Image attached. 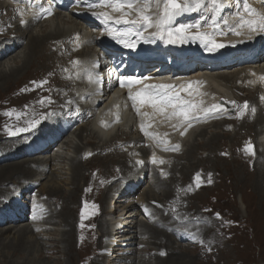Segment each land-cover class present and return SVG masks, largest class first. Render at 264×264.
I'll use <instances>...</instances> for the list:
<instances>
[{"label":"bare ground","instance_id":"1","mask_svg":"<svg viewBox=\"0 0 264 264\" xmlns=\"http://www.w3.org/2000/svg\"><path fill=\"white\" fill-rule=\"evenodd\" d=\"M8 4L6 0H0V10L8 9ZM9 16L12 19L11 21H13V26L9 30V35H12V37L14 36V38H10V42L15 43L20 39L21 44H17L14 51L0 60V86L5 87L6 85H10V83L12 84V82H18L20 76L25 73L24 71H27L28 68L32 67L37 62H42L43 67L41 69L42 71L38 72L40 75L34 76V78H28L22 85L12 91V104L10 103V97H5L0 100L1 102L9 103L7 109L0 111V150L3 149L6 143L3 142L1 138L11 135L10 130L17 132L18 129L26 128L31 125L32 122L40 121L44 116H50V114L52 115V113L58 112L59 110H54L53 107L49 106V102H56L58 104L57 109H61L63 103L66 104L67 99V96L62 93V89L73 93L76 97V101L81 105H83L84 100L88 98V106L94 111L97 110L102 112L105 108L111 107L108 112L103 114L101 122L111 119L114 113L120 114L124 122L119 124L114 123L108 131H103L99 126L90 121L63 138L57 150L54 151V153L51 152L53 153L52 155L51 153L46 155L39 154L33 159H21L18 162L8 160L0 164V210L4 208L3 210L7 211L11 208L7 202L8 198L13 194L15 198L11 200L12 204L21 202L28 205L34 201L37 212L40 210L43 211L45 205L47 206V217H44L42 220L34 223L25 222V224L21 226H18L20 224H7L0 228V255L3 257V262L0 264H58L55 263L56 261H53V255H49L52 250L66 257V260H71L70 244L75 234L72 228V222L75 223V221L73 220L74 218H71L72 216L70 217L68 206L71 203L66 202L67 204L65 206L64 204L61 206L59 203L65 201L59 198L58 195L64 193V199L66 201L67 199L68 201L69 199L72 201L77 195L79 197V202L80 200H97L95 194L91 197L92 188L97 181L100 183L101 179L107 180L110 178V181L107 182L109 184L107 185V191H104L101 194L102 196L100 195V200L104 205L101 210L105 212V214L103 215V212L101 214L103 220L100 223V229L98 231H102L100 237L104 244L102 247H105L106 252L99 255V257L102 256V258H105L103 262L100 260L98 262L99 264H167L168 262L165 261L172 257L177 260V262L175 261L173 264L197 263L196 257L198 256L197 254L195 256L192 251L196 243L209 238L211 242H222L223 238L228 234L227 231L229 229L231 230L237 223L231 224L219 219L223 222V229L219 233L214 232V235H210L213 232L207 231L209 227L208 229L201 228L199 230V227L205 224L198 222L191 225L188 221L193 219L190 215L193 214L192 211L194 212L193 215H197L194 209L195 205L193 206L192 204L194 199L204 196V194L211 189L209 184L214 180H209V175L207 176V174L213 170V168L210 167L206 170V177L204 176V172L201 171L203 176L199 184L196 182L194 188L192 185L190 186L187 184L191 181L188 179L189 177H193V172L202 168V163L210 159L205 155L203 157L206 158L199 156V160H197L198 157L195 155L199 149H203L204 151L210 150L209 153L218 151V156H221L224 153V147H222V150L220 149L222 146L220 143L221 139H228L226 144H223L230 146V150H232L233 147L240 146V140H243L245 136L239 132L242 129H246V127L249 129L247 133H250L249 135L251 137V131H255L256 133L255 139L258 143V157L254 165L256 173L246 174L244 172L245 175L240 176V178L246 180V182L248 181V184L252 186L255 196L256 194L258 195L259 204L264 212V106H262L261 103L258 108V116L254 121L250 119V122L247 123L249 118H251L249 114L245 121L242 120L235 125L232 124L235 129V134L228 132L230 131L229 126L231 123L235 122H232V119H217L219 118V110L210 112L207 116L201 113L200 118L192 121V127L188 128L187 131L189 132H186L184 135L180 134V132L183 131L182 128L180 130H174L171 127V125L178 122L177 118L166 121L163 115L155 113V111L152 110L153 120H150L149 124L154 123L155 118L158 117L157 121L160 129L165 133L174 135L177 141L183 142L184 151H181L182 153L180 152L179 155H172V157L176 158V163H172L167 168L168 171L165 170L166 173H172V175H169V178L167 175V179L158 176L157 172L153 169L151 173L154 180L148 181L147 178L142 180L143 175L145 176L146 174V169L138 171L136 166L131 164L134 160L133 158L115 153L92 155V158H89L88 156L84 157L81 153H86L88 150L101 153L106 148L111 147L115 139L125 138L134 140L137 143L136 148L140 152H144V154L148 152L146 143L148 144L147 146H152L151 141L146 138L144 139L140 134L137 125L138 115L129 107L125 109V106H127L126 103L115 101L113 97L103 100L102 94L98 96L96 87H90L88 89L85 85V81H80L75 86H72L71 81L65 77V72L62 71L60 65L63 50L60 45L55 44V41L60 39L65 41L68 35L74 30H84L86 31V35L89 36L91 28L84 27L79 20L69 17L64 12H58L53 17H43L42 14H35L25 24H21L20 19H17L12 13H9ZM3 18H5V16H3ZM210 25L211 22L206 24L207 32L213 31ZM220 30L227 34H219ZM220 30H217L215 38L219 42L224 43L225 47H229L230 44L237 42L238 36L232 31H226L221 25ZM23 43L26 45L23 46ZM65 44L68 45L66 42ZM91 44L92 42L90 40L86 43L87 46ZM22 46L24 48L20 50V52H17ZM88 52L89 48L84 49L81 54L86 55ZM76 56L77 55H70L69 60H72V58ZM76 59L77 58H75L74 61ZM255 69L264 72V61L255 65ZM33 74H36V72ZM241 74L242 71H238L237 69L220 72H210L206 69L198 70L193 76L195 78H201L198 80L201 82L199 84L201 94L196 95L197 93H192L190 97L188 93L183 92L184 95L181 96L185 99L202 100V107L209 108L211 106L205 105L207 102L217 101L220 93H230L233 88L236 87L235 85L238 80L246 79V77L240 76ZM254 76L255 74L249 75L246 80L248 82L252 81ZM42 80H47L48 83L44 84L42 87H37L36 84L33 83L34 81L40 82ZM252 85H254V83ZM255 85H260V83L255 81ZM57 87L58 89L56 90ZM176 90H179V87H177ZM74 91H77V94H75ZM246 93L247 97L258 104L253 91L247 90ZM254 107L256 106L254 105ZM22 115L30 117L29 120L23 122L21 120ZM210 115H212L211 118ZM219 115L221 114L219 113ZM203 120L206 121L202 122ZM257 122L258 124L261 123V125L259 128L255 129L253 125L257 124ZM216 127H220L221 130H212V128L215 129ZM209 129H211L212 132H210L211 130L208 131ZM149 131H151V129H149ZM200 136L202 137L201 140ZM91 142L94 143V148L92 146H87V144L89 145ZM19 143L23 144L24 142ZM10 145L16 146L17 142H12ZM259 148L263 149L262 152H260L261 150ZM123 156L125 158H123ZM242 156L245 158L250 157L244 154ZM217 158L220 160L219 157ZM182 159L188 160L189 168H187V162L182 165ZM93 161H97L99 165L102 163L101 166L107 168L103 170L99 167H95L93 171H91L89 166L86 169L87 171L90 170L88 178H86L83 167L85 165L88 166V164L95 165ZM196 163H199V165H196ZM112 166H120L121 172H112ZM193 168L194 170H192ZM112 178L114 179L112 180ZM147 181L149 182V187L146 189V192H142L140 196L136 198L140 188ZM189 188L193 190H189ZM27 193L33 194L34 196L31 195L30 198ZM20 194L22 196L24 194L25 197L19 199ZM40 194L43 197H41ZM209 197H211V195ZM111 198L113 200L112 203L109 201ZM241 200L243 204L246 206L248 205L242 195ZM56 205L57 207L55 208ZM80 206L81 204L79 203L76 207L77 212ZM188 206L190 208H188ZM15 207L17 209L18 206ZM140 207L144 210L148 208L145 216L146 218L140 217L143 216ZM247 210L249 209L246 207V211ZM211 211H213V209ZM213 213L215 216L217 213L221 216L219 210H214ZM237 214L238 213L235 215ZM208 215L209 214L204 215L203 217L197 215L198 220H205L204 218ZM5 217L6 215L2 216V218ZM139 217L141 218L140 220L138 219ZM237 217L239 216L237 215ZM232 218L233 217H231V219ZM78 220H81V217H79ZM163 221L165 225L160 226L159 223ZM56 226H63L64 229L60 230L56 228ZM83 226L86 228L85 221ZM176 229H178L179 232L176 231ZM183 236L185 241L181 240ZM201 248L204 249L202 244ZM45 254H48V256H45ZM54 254L56 253L54 252ZM59 260L61 259L59 258ZM59 264H62V262ZM64 264H68V262L64 261Z\"/></svg>","mask_w":264,"mask_h":264},{"label":"rangeland","instance_id":"2","mask_svg":"<svg viewBox=\"0 0 264 264\" xmlns=\"http://www.w3.org/2000/svg\"><path fill=\"white\" fill-rule=\"evenodd\" d=\"M25 45L26 44L23 43V46H25ZM23 46L17 52H20V50H22L24 48ZM15 54H17V53H15ZM37 63H35V65H33L32 67L28 68L27 71L25 70L24 71L25 73H23L20 76L18 82L17 81L12 82V84L10 83V85H6L7 87L6 86L5 87L0 86V100L5 98V97H10V101H11L12 97H13L12 91L15 88H18L20 85H22L28 78H30V77L34 78V76L36 77V76L40 75V74H38V72L42 71L41 69H42L43 65H42V62H39L38 64ZM233 70L231 69L228 71H233ZM35 72H36V74H33ZM8 86H10V87H8ZM10 103L12 104V101ZM8 107H9V103L5 104L4 102L0 101V111H3L5 109H7ZM29 118L30 117H28V116H23V115L21 116V120L23 122H27L29 120ZM217 119H220V118H217ZM250 119L252 120V118H249L247 123L250 122ZM220 120H223V119H220ZM234 121H236V120H234ZM85 124H87V123H85ZM235 124H237V123L236 122L233 123V125H235ZM252 124H254V123H252ZM257 124H258V122H257ZM257 124L253 125V127L255 129L259 128L261 125V123H259L258 125ZM232 126L230 128V129H232V131L230 130L228 132L235 134V131H234L235 129H234V127L232 128ZM210 130L211 129H209L208 131H210ZM212 130L220 131L221 128L216 127L215 129L212 128ZM212 130L210 132H212ZM247 130H249L248 127H246V129H242L241 131L239 130L240 131L239 133L243 134L245 137L243 138V140H240V146L233 147L232 150H230L231 149L230 146L225 145L226 142L228 141V139H221L220 143L222 144V146L220 147V149L222 150V147H224L223 148L224 153L221 156H218V153H219L218 151H217L218 153L217 152L209 153L210 150L204 151L203 149H199L197 154L195 155L198 157L197 160H199V156L203 157L205 155L207 157H209L210 159H209V161L203 162L202 163V169H199V170L197 169L196 171L193 172L192 175L196 178L197 174H199L201 176L200 171H203L204 176L206 177V174H207L206 170H208L211 167V168H213V170L210 171L209 174H207V176L209 175V180L214 179L215 181L213 180L209 184V187L211 189L208 190V192L205 193L204 196L198 197L195 199L193 198L194 202L192 203L193 206L195 205L194 206L195 213L197 212L196 214L198 216L203 217L204 215H207V214H209V215L206 218H204L205 220H202V221H199V220L197 221L196 219H191L188 221L191 223V225L198 223V222L205 224V225H201L199 227V230L201 228L208 229V227H209V229L207 231L213 232L210 235H214V232L219 233L223 229L222 223L225 221L229 222L231 224L237 223L233 228H231V230L229 229L227 231L228 234H226V236L223 238L222 242H211L210 241L211 239L209 238V239H205L203 241L204 243H201V242L196 243L195 248L194 247H193L194 249L192 248L194 255L196 256V254H197V256H198V257H196L197 263H195V264H264V212L261 209V205L259 204L258 195L256 194V196H255V192L253 191L252 186L250 184H248V181L246 182V180H242L240 178V176H244L245 173L246 174H248V173L255 174L256 173L255 172L256 168L254 166L255 160L257 159L256 155H257V150H258L257 149L258 143L255 142V134L256 133H255V131H251V135H252V137H251L249 135L250 133H247ZM28 131H29V129L27 131H24L22 134H28L29 133ZM70 134H68V135H70ZM68 135H66L65 137H67ZM85 135H86V132H85ZM207 135H209V134H207ZM201 138L202 137L200 136V140H201ZM5 139L6 138H4V137L1 138L2 141H4ZM13 139H14V137L9 138V140H13ZM198 139H199V137H198ZM223 143H225V144H223ZM249 143H251V145H253L255 147V148H253L252 151H249L247 149V145ZM93 144L94 143L91 142V143H89V145L87 144V146H92L94 148ZM255 150H256V153H254ZM53 153H51V155ZM81 153L83 154V156H85V152H81ZM243 154L245 156H250V157L245 158L242 156ZM90 155H91L90 158H92V155L95 156V155H105V154L91 151ZM217 157H219L220 160ZM113 158H115V157H113ZM123 158H125V157L123 156ZM203 158H206V157H203ZM174 159H176V158H174ZM20 160L21 159L13 160V162H18ZM182 162H183L182 165H184V163L187 162L186 163V165L188 164L187 168L190 167L187 159H185V160L182 159ZM196 162H198V161H196ZM93 163L95 165H89L88 164V166L85 165L83 167V172L85 173L86 178H88L89 171L90 170L93 171V168H95V167H99L103 170H105L107 168V167L101 166L102 163H101V165L97 164V161H93ZM193 165H195V164H193ZM196 165H199V163H196ZM89 166L91 169L87 171L86 169ZM249 167H251V168H249ZM192 170H194V168ZM111 171L118 173L120 171V166H112ZM171 175H172V173H171ZM211 175H213V176H211ZM175 177H176V175H175ZM110 179H107V180L101 179L100 183H98V181H97V183H95L94 187L92 188L91 197H92V195L95 194L97 196V200H93V201H91V200L90 201H85V200L81 201L80 200V202H79V197L77 195V197L75 199H72V201H70L71 199H69V201L67 199V201H66L64 199V193L58 195L59 198H62L63 201H65L63 203H59L61 206H63V204L65 206L67 203L72 204V205L69 204L68 207H69V211H70V217L72 216L71 218H74L73 220L75 221V223L72 222V228H73V231L75 234H74L73 238L71 239V244H70V250H71L70 254L72 255V257L71 256L70 257H71L72 261L66 260V257L61 256V254H58L55 250H52V251H50L49 255H53L52 258H54L53 261H56L55 263L59 264L62 262V264H64V261L65 262L67 261L68 264H79V263L80 264H99L98 262L100 260L102 262L105 260V258H102V256L99 257L100 254H103L105 252V247H102L104 244L102 242V238L100 237L102 235V231H98L100 229V223L103 220V216L101 215L103 211L101 209L104 206L102 201L100 200V197L102 196L101 194L104 191H107V189H108L107 185H109L107 182H109ZM113 179L114 178H112V180ZM193 179H194L193 177H189L188 180H191V181L187 184H189L190 186L192 185L194 188L196 181H193ZM213 182H214V184H213ZM236 182H238V183H236ZM90 185H93V184H90ZM247 186H248V188H247ZM148 187H149V182L147 181L140 188L139 193L136 195V198L139 197L142 192H146V189ZM232 193H233V195H232ZM210 195H211V197H209ZM241 195H242V197L245 198V200L248 204L247 206L245 204H243V202L241 200ZM40 196H41V194H40ZM80 196H81V192H80ZM41 197H43V196H41ZM82 197H83V195H82ZM98 197H99V199H98ZM225 198H226V200H225ZM109 201H111V203H112V201H113L112 198ZM73 203L74 204L76 203V204L74 205ZM79 203L81 204V206L79 207L80 209L77 212L76 207L79 205ZM85 204L88 205L87 210H85ZM93 205H95L96 207L93 208ZM193 206H191V207H193ZM56 207H57V205L55 206V208ZM73 207H74V209H73ZM246 207L249 210L246 211ZM188 208H190V207L188 206ZM209 208H210V210H209ZM211 208L213 209V211L219 210L221 216H219V217H217V215L215 216L213 211H211L212 210ZM85 212H86V214H85ZM200 212H202V213H200ZM192 213L194 214L193 211H192ZM236 213H238L237 215L239 217H237V215H235ZM104 214H105V212H103V215ZM193 214H190V215L192 217L197 216V215H193ZM85 215H86V219H85ZM241 215H243V216H241ZM79 217L82 218V222H80V220H78ZM140 217H144V216H140ZM140 217L138 218L139 220L141 219ZM231 217H233V218L231 219ZM144 218H146V217H144ZM219 219L223 220V222L220 221ZM84 220L86 223V228L85 227L83 228V226H82ZM86 220H88V221H86ZM161 223H162V226L165 225L164 221ZM24 224L25 223H22L18 226H21ZM56 228H58L60 230L64 229L63 226H56ZM178 229H176V231H178ZM96 232H97V234H96ZM84 234H85V236H84ZM201 235H202V231H201ZM53 238H54V236H53ZM201 244L204 246V249L201 248ZM209 249H211V251H209ZM54 252L56 254H54ZM45 256H48V254H45ZM59 258L61 260H59ZM220 258H222V259H220ZM0 259H1L0 263L3 262V257L1 255H0ZM175 261L177 262V260H175L172 257L171 259H169L165 262H168L167 264H173V262H175Z\"/></svg>","mask_w":264,"mask_h":264},{"label":"snow or ice","instance_id":"3","mask_svg":"<svg viewBox=\"0 0 264 264\" xmlns=\"http://www.w3.org/2000/svg\"><path fill=\"white\" fill-rule=\"evenodd\" d=\"M83 3L84 0H79ZM29 5L35 7L32 4V0H27ZM90 7H103L110 8L112 11H102L94 13L102 19V21L107 25V34L118 39L121 44L128 48L137 47L138 40H133L132 36H136L139 39H146L145 33L148 36L157 37L164 40L169 44L183 43L188 38L200 39L205 42L208 47V51H215L225 47V44L218 42L215 38L217 30H220V24L217 22L220 17L222 9L225 7L223 0H98L96 5H89ZM153 6L157 11L153 12ZM238 10L235 16L238 17V21L235 26L229 24L228 19H224L223 23L228 26L229 30L235 35L241 36L243 32L239 29L247 28L249 33L264 32V11H261L253 7L248 0H237ZM55 3L54 0H47V3H41L39 7L38 14H44L46 16H51L54 13ZM203 9L204 11L211 12V25L213 28L212 32L199 31L201 27L200 24H179L178 26H173L175 19L186 12H195ZM113 13H119V16H114ZM23 15V11L20 13ZM21 24L26 23L25 20H20ZM126 24L130 25L127 29L120 30L113 25ZM196 28L197 31L193 32L191 29ZM148 29H155V31L149 32ZM219 34L226 35L227 33L220 30ZM74 65H80L81 61L77 58L73 61ZM79 73H77L78 75ZM85 74L89 81H93V74L91 71L85 69ZM101 77L96 76L95 80L98 82ZM121 87H126L129 89L128 95L133 101V106L136 108L138 114L142 116L149 115L146 112H141V107L145 104L151 105L155 110V113L164 116L166 121H171L173 118H177L178 122L171 125L174 130L183 131L180 132L181 135L186 134L188 128L192 127V121L199 119L200 114L207 116L210 112L222 109L223 105L215 104L209 108L202 107L203 101H196L193 99H185L181 96V92L188 93L191 97L192 92L195 90L194 85H199L200 81H192L186 85H173V84H145L140 90L133 92V85L143 84L144 80L149 79L148 77L137 78L129 76H121L118 78ZM261 79H264L262 77ZM37 87H42L44 84L48 83L47 80H42L40 82H33ZM179 87V90L176 88ZM229 103L236 105L235 101H230ZM240 108L239 115L243 117L245 111L249 109V104L247 101L244 102L243 106L236 105ZM78 110V109H77ZM256 109L252 108L251 112L255 114ZM51 115V114H50ZM118 119V117H117ZM40 121H35L31 123V127H35ZM151 125L141 124L142 130L145 131V135L151 136L157 140L158 144L164 145L165 150H168V133L163 135L155 132H148L147 128ZM28 129L21 128L17 131H27ZM11 135H16V131H11ZM179 144L174 146L173 150H178ZM254 148L251 143L247 145V149L252 151ZM164 163L163 159H159L155 156L152 157V163ZM143 163V161H139ZM167 175V173H164ZM197 184L200 182V175L196 176ZM210 182V181H209ZM189 190H191L189 188ZM155 203V202H154ZM88 205L85 204V210H87ZM96 206L93 205V208ZM147 212L148 209L145 208ZM86 214V212H85ZM217 216L219 214L217 213ZM203 243V241H201ZM211 251V249H209ZM164 254V253H161Z\"/></svg>","mask_w":264,"mask_h":264}]
</instances>
